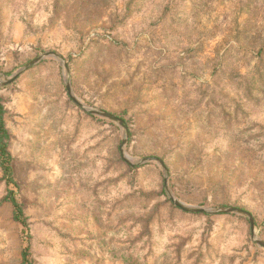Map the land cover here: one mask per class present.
<instances>
[{
  "label": "rangeland",
  "instance_id": "374dc122",
  "mask_svg": "<svg viewBox=\"0 0 264 264\" xmlns=\"http://www.w3.org/2000/svg\"><path fill=\"white\" fill-rule=\"evenodd\" d=\"M0 97V264H264V0H0Z\"/></svg>",
  "mask_w": 264,
  "mask_h": 264
},
{
  "label": "trees",
  "instance_id": "16d2710c",
  "mask_svg": "<svg viewBox=\"0 0 264 264\" xmlns=\"http://www.w3.org/2000/svg\"><path fill=\"white\" fill-rule=\"evenodd\" d=\"M5 114L3 100L0 97V170L2 179L5 180L7 185L5 194L0 199V205H9L11 207L12 220L25 226L27 218L23 211V205L17 200L14 192V188L18 185L13 177L11 168L12 156L9 150L12 137L5 124ZM9 186L13 188L9 189ZM27 252V249L22 252V264H31L27 258Z\"/></svg>",
  "mask_w": 264,
  "mask_h": 264
},
{
  "label": "water",
  "instance_id": "95a60500",
  "mask_svg": "<svg viewBox=\"0 0 264 264\" xmlns=\"http://www.w3.org/2000/svg\"><path fill=\"white\" fill-rule=\"evenodd\" d=\"M48 56H52V57H55L56 59L62 60V57H60L59 55H57L55 53H52V52L51 53H46L42 57H39V58H36V59L32 60L20 72L16 73L9 81H7L4 84H8V83L12 82L13 80H15L20 75L21 72H24V71L30 69L31 67H33L34 65L39 63L43 58L48 57ZM64 67L66 68V71L68 73V68H67V66L65 64H64ZM65 88H66V92H67L68 97L70 99H72L73 101H75L74 98L71 95L69 77H67ZM75 103L79 107L83 108V106L80 105L79 103H77V102H75ZM83 109L89 115L97 116L99 118H103V119H107V120L116 122L119 126L124 127V122L121 119H119L118 117H116V116H114V115H112L110 113H107V112H104V111H100V110H96V109H87V108H83ZM123 144H124V141H123L122 145L120 146L121 158H122L123 161L129 163L128 159L123 154V150H122ZM147 162H157L160 165V167L163 170L166 171L165 165L163 164L162 160H160V159H156V158H152V157L144 158V159H142L140 161V164L141 163H147ZM164 183L166 184V179H165ZM168 196H169L170 200L173 202L174 206L177 207V208H180L183 211H187V212H191V213H205V212H207L204 209H187V208H184L180 203L176 202L171 197V195L169 193H168ZM210 213H212V214H238V215L246 216L248 218V221H249L251 235L253 236V233H254V219L249 213H247V212H245V211H243L241 209H238V208H220V209H217L215 211H211ZM254 242L258 246L264 248V242L263 241L254 239Z\"/></svg>",
  "mask_w": 264,
  "mask_h": 264
}]
</instances>
